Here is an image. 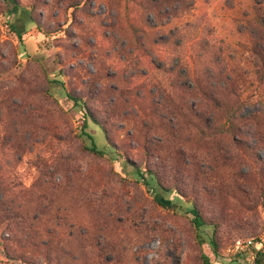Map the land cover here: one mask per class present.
<instances>
[{
	"label": "rangeland",
	"instance_id": "1",
	"mask_svg": "<svg viewBox=\"0 0 264 264\" xmlns=\"http://www.w3.org/2000/svg\"><path fill=\"white\" fill-rule=\"evenodd\" d=\"M19 1L12 13L0 0V264H201L192 215L158 205L135 165L217 224L215 264H253L264 245V122L233 117L241 132H225L228 110L264 108L240 27L252 0ZM229 74L226 109L211 115L194 88L225 87ZM58 76L105 126L112 162L82 149V112L65 91L46 93ZM86 131L108 145L92 119Z\"/></svg>",
	"mask_w": 264,
	"mask_h": 264
},
{
	"label": "trees",
	"instance_id": "2",
	"mask_svg": "<svg viewBox=\"0 0 264 264\" xmlns=\"http://www.w3.org/2000/svg\"><path fill=\"white\" fill-rule=\"evenodd\" d=\"M3 1L6 4V8L9 12L16 13L20 8H23L21 7L19 0H3ZM26 9L29 11L30 15H32L33 6L32 5L26 6ZM240 21H241L240 24L241 31L243 33H247L250 35V41H249L250 44L248 46V49L251 53L250 61L253 62L252 72L255 75L256 81L260 84L262 83L264 84V0H252V4L243 10L242 15L240 17ZM19 38L21 41L23 40L22 32H19ZM225 82L228 83V86L225 83V87H224L222 84H220L219 81L216 83H211L210 85H208V87L206 86L203 88H201L199 85H196L194 89L198 92H196V94L193 95L194 99L196 100V104L199 103L200 97L206 96L211 101H213L215 105V108H211L210 111L211 115L215 116L217 110L222 111L225 108L224 104L220 102L221 98H223L222 90L224 92H227V88L229 86L231 87V82L232 83L234 82L233 76L230 74L226 75ZM48 83L49 85L46 89V93L48 95L54 97L57 100L52 89L53 87H61L65 91L67 97L73 101L74 106H77L82 112L83 123L81 126V133L79 134V137L82 141V149L96 156L106 157L112 162L113 158H115L114 156H112L113 154L112 151L116 150L117 147L113 142H111L105 126L101 122H99L95 118V116L91 113V111L87 108V102L83 99V97L77 96L76 94L69 91L65 86L64 80L59 76L53 79H49ZM255 94L258 96V99L259 98L261 99L262 96H260L261 94H259L258 90H255ZM234 109L235 110L233 111L228 110L230 121L227 122V127L225 129V132H230L233 134L240 133L241 131L238 132L239 128H237L234 124V120H237L239 118L243 119L244 122H250V123L261 122V121L264 122V108L258 110L257 115L250 114L247 116L240 115V113L237 114L236 108ZM233 117H235L234 120ZM89 119H92L94 122H96L98 125L101 126L108 141L107 146L100 148L97 142L95 141V138L86 131V128L89 125ZM206 124L210 129L215 130V127L212 126L213 123L207 121ZM261 124L264 125V123ZM87 138H89V140ZM134 167L135 169L133 173L135 180L137 182H143L148 189L154 192V200L157 202L158 205H160L165 209H173L177 213H181L184 215H188V214L192 215V223L193 226L195 227L199 244L202 246L201 264H215L219 256V241L216 234L217 224L207 222L204 219L198 207V204L194 199L185 197L176 187L165 186L156 169L152 167L144 168L143 166H137V165H135ZM171 192L177 193L179 196L183 198L185 197L184 201L185 204L186 203L188 204V206H186V208H183V206H178L171 197L167 196V193H171ZM10 202H11L10 200H2L1 205L5 207L9 205ZM22 207L23 206H21V208ZM19 217L21 220H27V216H25L24 214H20ZM30 220L31 218L28 219V221ZM211 224L214 225V229L211 235L209 236V240L207 241L206 238L202 236V232L205 226ZM73 228L74 227L71 228L72 233L74 230ZM30 235L31 233H28L26 237L28 238L30 237ZM259 243H261L262 245L258 246ZM49 247H53V246H49ZM57 247L58 249H60V246ZM254 251H255V257L253 258L254 259L253 264H264V245L261 241H258V243L255 245Z\"/></svg>",
	"mask_w": 264,
	"mask_h": 264
},
{
	"label": "built area",
	"instance_id": "3",
	"mask_svg": "<svg viewBox=\"0 0 264 264\" xmlns=\"http://www.w3.org/2000/svg\"><path fill=\"white\" fill-rule=\"evenodd\" d=\"M255 257V253H254V255H253V258Z\"/></svg>",
	"mask_w": 264,
	"mask_h": 264
}]
</instances>
